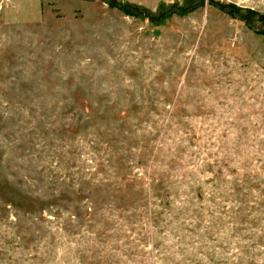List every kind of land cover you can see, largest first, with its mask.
<instances>
[{"label": "rangeland", "instance_id": "1", "mask_svg": "<svg viewBox=\"0 0 264 264\" xmlns=\"http://www.w3.org/2000/svg\"><path fill=\"white\" fill-rule=\"evenodd\" d=\"M186 1L0 0V264H264V0Z\"/></svg>", "mask_w": 264, "mask_h": 264}, {"label": "trees", "instance_id": "2", "mask_svg": "<svg viewBox=\"0 0 264 264\" xmlns=\"http://www.w3.org/2000/svg\"><path fill=\"white\" fill-rule=\"evenodd\" d=\"M203 4V0H187L183 6H161V10L159 12V16H156V14L152 12H148L145 10L144 13H140L134 8H122L123 12L127 14L128 16H135L139 18H143L145 20H148L150 23L154 25H161L163 24L167 19H169L172 15H185L188 14L194 10H196L199 6ZM220 10L232 13L233 10L231 6H223L218 5L217 6ZM238 12L234 11V13H241L243 14L244 20L247 22L249 26L253 23L251 21L252 19V13L246 12V14L242 10H237ZM157 13V12H156ZM259 21L264 22V18H259Z\"/></svg>", "mask_w": 264, "mask_h": 264}]
</instances>
